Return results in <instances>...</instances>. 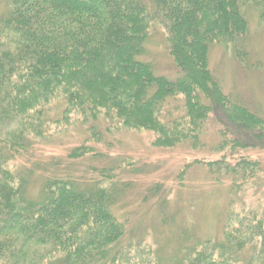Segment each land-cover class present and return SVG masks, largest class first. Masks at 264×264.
<instances>
[{"label": "trees", "instance_id": "16d2710c", "mask_svg": "<svg viewBox=\"0 0 264 264\" xmlns=\"http://www.w3.org/2000/svg\"><path fill=\"white\" fill-rule=\"evenodd\" d=\"M1 1L0 264H264V208L226 211L219 238L182 229L165 259L137 213L161 187L130 201L137 167L115 149L133 131L154 149L200 152L211 122L220 156L175 181L202 166L232 197L263 188L250 154L264 153V120L224 93L209 55L228 46L245 62L246 13L264 32V0ZM155 26L173 79L149 58Z\"/></svg>", "mask_w": 264, "mask_h": 264}, {"label": "rangeland", "instance_id": "374dc122", "mask_svg": "<svg viewBox=\"0 0 264 264\" xmlns=\"http://www.w3.org/2000/svg\"><path fill=\"white\" fill-rule=\"evenodd\" d=\"M1 10L0 0V12ZM246 16L249 24V47L245 62H237L230 47L213 46L209 55V67L224 93L238 98V101L264 120V32L254 9H248ZM162 41L163 32L155 26L146 48L156 73L173 79V66L162 47ZM206 128L208 130L203 139L206 147L200 152L186 147L154 149L150 145L151 135L145 132L120 131L116 135L115 140L119 144H115V149L130 156L135 168L137 167L136 176L130 179L133 184L130 201L137 200V195L156 183L161 187V194L148 200L151 203L149 211L138 209L137 213L140 214L139 223L153 227L154 238L163 247L165 259L171 257V253L180 246L178 241L182 229L193 231L197 240L219 238L226 211L238 213L253 209L261 212L264 208L263 186L257 191L250 189L243 195L232 197L227 183L211 185L210 177L202 166L187 171L183 183L175 181L178 170L185 163L196 158L216 160L220 156L214 150L219 138L215 134L213 123L210 122ZM250 156L262 158L264 162V153L252 152ZM165 218L170 220L163 224ZM146 240L152 241L151 238Z\"/></svg>", "mask_w": 264, "mask_h": 264}]
</instances>
